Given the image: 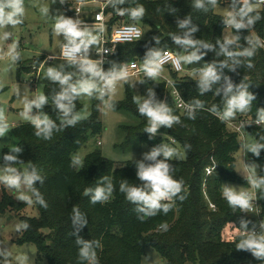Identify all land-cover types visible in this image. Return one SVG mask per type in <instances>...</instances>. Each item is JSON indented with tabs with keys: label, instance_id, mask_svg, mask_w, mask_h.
Listing matches in <instances>:
<instances>
[{
	"label": "trees",
	"instance_id": "16d2710c",
	"mask_svg": "<svg viewBox=\"0 0 264 264\" xmlns=\"http://www.w3.org/2000/svg\"><path fill=\"white\" fill-rule=\"evenodd\" d=\"M82 1V0H78ZM226 0H218L217 5L226 4ZM194 0H110L105 8L108 17V29L115 25L132 22L145 26L143 39L118 44L115 51L104 65L108 70L114 65L124 67L130 61H145L149 49L159 51L172 50L181 55L185 50L172 40V35H182L177 27L178 18L189 15L200 30L195 37L210 44H216L224 35L223 15L216 12L211 5L208 11L198 10L192 5ZM232 5V0L228 2ZM255 9L253 15L259 13L261 19L250 29H241V44L246 45L245 37L259 39L264 43V10L256 3H251ZM145 9L141 20H133L125 12L119 14L118 9H132L137 6ZM216 5V6H217ZM234 31V30H233ZM158 41V42H157ZM223 57L215 56L209 51L200 61L203 64ZM253 67H247L245 62L236 71L223 69V75L230 77L234 83L242 79L250 85V91L256 95V100L246 112V120H254L257 108L264 107V46L258 47L255 55L250 58ZM45 58H37L36 65L41 66ZM20 58L17 61V73L21 79ZM169 75L188 103L200 99L205 103V109L198 111L195 120L186 116L174 102L170 88L164 81L146 78L157 97L166 100L175 115L180 116L181 123L172 128L161 127L154 139L144 130L147 118L138 112L134 97L137 96L130 84H126V98L118 101L115 106L119 110L130 111L139 118L136 125L125 126L126 141L138 139L149 144L162 143L166 139L178 141L185 149L186 157L170 160L175 166V176L184 182L186 195L184 200L176 198L175 206L166 215L161 211L155 216L139 218L142 214L135 211L136 205L126 199L119 187L122 179L129 184L142 183L136 176V160L131 159L122 165L106 157L102 150L95 149L83 159L84 168L80 171L72 165V158L89 141L92 136H99L104 129L100 117V102L94 100L92 112L88 117L80 118L75 126L54 131L50 140L35 135L36 129L30 122H22L12 127L16 145L23 147L19 153L22 161L35 163L44 182H37L47 207L34 203L39 216L32 217L22 214L25 202L15 198L3 186L0 197V215L7 211L15 212L22 224L29 227L22 230L17 239L20 244L33 243L38 250V259L45 264H80L75 227L72 223L73 209L85 214L88 224L80 230L79 235L84 239H99L102 249H98L100 264H143L146 248L154 247L162 256L166 264H264L250 251L237 250L236 243L241 238V219L249 221L248 227L257 223V219L242 212L235 211L228 205L222 192L224 184L238 182L250 186L246 179L236 170V152L241 146L240 134L231 129L227 122L221 121L209 109L213 105L223 107L221 96H216L215 90L222 86L224 80L213 85V90L201 95L197 81L191 75L178 73L171 68ZM78 79V78H73ZM60 90V86L46 84L44 91L49 98L45 111L49 117L61 125V113L56 110L53 97ZM83 109L80 97L75 101L76 113ZM238 114V113H237ZM236 120L237 115L235 117ZM240 121V119L238 120ZM249 121L245 122L247 124ZM2 123V122H0ZM245 133H249L254 140L264 136V126L255 123L245 125ZM12 147H5L3 156ZM216 165L212 174H206V168ZM246 164L258 167V176L264 177V149L259 157L247 153ZM16 166H20L17 164ZM108 176L114 184L112 198L103 204H92L90 198L83 195L84 189L96 187L101 176ZM264 215V191L258 190ZM167 223L168 231H161L160 225Z\"/></svg>",
	"mask_w": 264,
	"mask_h": 264
},
{
	"label": "clouds",
	"instance_id": "9594fccd",
	"mask_svg": "<svg viewBox=\"0 0 264 264\" xmlns=\"http://www.w3.org/2000/svg\"><path fill=\"white\" fill-rule=\"evenodd\" d=\"M61 3L64 0H60ZM123 3V0H119ZM218 0H194L193 7L198 10L208 11V6L216 7ZM119 14L127 12L133 20H141L144 17V7L137 6L132 9H118ZM255 11L250 0H232L229 9L223 12L224 28L228 34L223 35L222 40H217L216 44H210L195 37L200 28L194 24L191 16L185 15L182 19L178 18L176 25L182 30V35L173 34L172 40L175 44L182 47L187 54L181 55L176 59V65L193 64L201 61L209 51L214 52L215 56L223 57L218 61L213 60L200 66L193 76L197 81L201 95L213 90V85L219 83L222 78L224 83L215 90L216 96H221L223 101L222 110L217 105H213L209 111L216 114L221 121L227 122L234 119L237 113L248 112L252 103L256 100V95L250 91V85L242 79L239 83H234L230 77L223 75V69L228 68L236 71L247 63V67H253L251 57H253L258 47L264 46L259 39L245 37L246 45L241 44V29H250L261 19L259 13L253 15ZM44 15L49 13L47 6L41 9ZM25 6L23 0H0V28L9 25L16 26L23 23ZM82 21L77 18L65 16L63 14L56 17L54 32L58 36H63L65 43L62 46V56L68 65L74 66L79 72V78L73 79L74 73L63 70V67H49L47 77L60 85V90L52 98L56 110L61 113V125L58 126L54 120L43 110L48 104L49 98L43 92L36 95L24 97V108L22 117L29 121L36 129L35 135L45 140H50L54 131L69 126H75L81 118L80 114L74 111L75 101L81 96L97 97L101 100L106 95L114 91L118 81L127 82L129 73L123 67L113 66L105 70L104 61L94 59L89 55L90 48L98 41V37L87 28L82 27ZM234 30V31H233ZM133 36L140 38L143 34L137 28L130 29ZM9 33H4V38H8ZM158 42V41H157ZM17 45L14 43L8 50V56L12 62L20 58L17 52ZM161 57L159 51L149 49L145 55L144 74L147 78L156 80L161 71ZM144 82V81H140ZM135 87V84L132 85ZM138 112L147 118V126L143 131L149 134V139H154L161 127L172 128L173 125L181 123V118L173 113L166 100H161L153 88L147 90L146 95L134 97ZM205 103L200 99H194L185 105L186 116L195 120L197 113L205 109ZM33 108L37 109L35 113ZM255 123L264 126V107H258L254 120L245 125ZM242 125V127H245ZM9 131L8 123H0V137H4ZM264 149V136L258 140H245L243 150L245 154L252 153L259 157L261 150ZM23 147L16 145L3 156L4 163L0 164V185L15 192V198L26 204L39 203L47 207L39 189L37 182L42 184L45 177L41 175L35 163H25L19 157L23 152ZM184 153L176 147L166 143L153 146L149 151L143 153L141 159L136 160V176L142 182L139 184H129L127 179H122L119 190L124 193L126 199L135 204V211L141 220L145 217L155 216L161 211L166 215L175 206L176 198L184 200L186 195H181L184 191V182L175 176V166L170 160L183 158ZM23 165L18 168L16 165ZM72 165L80 171L84 168L83 160L80 156L72 158ZM215 164V169H216ZM211 172V169L209 170ZM252 189L264 191V177L257 175L255 166L249 168V174L244 176ZM100 183L96 187L84 189L83 195L90 198L92 204L105 203L112 198L115 190L110 177L101 176ZM222 195L227 200L228 205L235 211L239 208L242 212H254L253 201L257 200L255 191H248L237 186L224 184ZM258 214V213H257ZM72 223L75 227L73 235L76 236L78 248V259L80 264H100L98 249H102L103 244L99 239H84L79 232L88 224L87 217L78 209H73ZM249 221L241 219L240 226L244 229L241 238L236 243L237 250L250 251L254 257L264 260V221L260 222L259 231L255 227L249 229ZM27 223L17 225V229L26 230ZM161 231H168L169 225L162 223ZM10 256V253H4ZM21 264L25 257H18Z\"/></svg>",
	"mask_w": 264,
	"mask_h": 264
},
{
	"label": "rangeland",
	"instance_id": "374dc122",
	"mask_svg": "<svg viewBox=\"0 0 264 264\" xmlns=\"http://www.w3.org/2000/svg\"><path fill=\"white\" fill-rule=\"evenodd\" d=\"M23 2L25 6L23 23L0 28V122H6L9 125V131L4 137H0V164H3L1 161L3 149L16 144L12 127L22 122H29L21 115L24 108V97L31 98L38 92L45 94L44 88L46 84L60 86L47 77V69L49 67H63L64 71L74 73L73 78H79L78 70L74 66L68 65L66 60L60 58L61 45L64 42V38L54 32L56 17L65 11V0L63 3L60 0H23ZM228 2L217 5L215 8L216 12L223 15V12L231 7V4ZM45 6L49 8L47 15L41 12V9ZM138 24L141 25V23ZM143 27L145 28V26ZM5 32L9 33L8 38H4ZM226 34H228L227 29L224 30V35ZM14 43L17 45V52L20 53L21 79H19L17 73V61L12 62L7 54L9 48ZM98 47L99 44L97 42L90 48L89 55L94 59H97L95 50ZM114 51L115 48H113ZM47 56H52V59L47 60ZM42 57L45 58L43 64L41 66L36 65V59ZM184 65L186 71L182 72V74L194 77L193 73L202 66V63L198 61L193 64ZM161 72L168 77L170 76L168 68H161ZM127 83L131 86L135 84V87H132L137 96L146 95L147 90L152 88L146 78L129 76L127 82L118 81L114 91L106 95L103 100L95 96L80 97L83 103V109L79 113L81 118L88 117L91 114L93 102L94 100H98L100 102V117L104 125L103 132L99 136H92L77 152L76 156H80L82 160L92 150L100 149L106 157L114 160L117 165H122L128 160L142 158L143 153L157 145L140 142L138 139L131 142L126 141L127 132L124 127L136 125L139 122V118L130 111L119 110L113 105L126 98ZM43 110L45 111V106ZM36 111L38 110L33 108V112L35 113ZM237 118L240 119V121H238L239 119L237 120L239 123L246 121V112L238 113ZM240 140L241 146L235 154L236 170L239 175L244 177L249 174V168L253 166L246 164L247 154L243 150V142L245 140H254V138L249 133H245L244 137H240ZM162 143L178 148L184 153L182 159L186 157L185 149L173 138L166 139ZM17 167L22 168L23 165ZM255 171L258 175V167L256 166ZM226 184L234 185L241 189L248 188V186L238 182H228ZM7 191L13 193L15 196L13 190L7 189ZM2 192L3 185H0V197ZM22 214L37 217L39 216V211L34 203L31 205L27 204ZM20 224L22 223L19 216L13 211H7L0 215V264H21L18 257L26 258L23 264H45L44 261L38 259V250L35 244H20L17 242L23 230L17 229V225ZM4 253H10L11 255L5 256L3 255ZM143 264H166V262L154 247L149 246L146 248ZM185 264L192 263L187 262Z\"/></svg>",
	"mask_w": 264,
	"mask_h": 264
},
{
	"label": "built area",
	"instance_id": "2783aa9c",
	"mask_svg": "<svg viewBox=\"0 0 264 264\" xmlns=\"http://www.w3.org/2000/svg\"><path fill=\"white\" fill-rule=\"evenodd\" d=\"M92 1L93 0L78 1L75 6V10L72 16L79 17L83 11L84 4L90 3ZM226 1H230V0H226ZM250 3H256L257 5L261 7V9L264 10V0H250ZM107 4L103 5L101 9L97 11L95 14V20L98 24L96 36L98 37L97 42L99 44V47L95 50V54H97V59H101L104 61L103 67L109 61V57L111 56L113 52V48H116L118 44L138 41V40L143 39L145 36V28L138 23H132V22H124V23L115 25L113 29L109 31L108 24H107L108 17L106 16V13H105V8ZM132 28L139 29L143 35L140 38L133 36L130 32V29ZM179 56H180L179 54L175 53L174 51L170 49L165 50L162 54H160L161 62H162L161 68H171L178 73H182L186 71V67L183 63H181L179 67H177L176 65V59ZM60 58L65 60L62 56V47H61ZM143 65L144 63L138 60H133V61L126 63L123 68L127 70V72L129 73V76L147 78L144 74ZM157 79H159L160 81H164L167 84V86L170 88L171 96L174 102L176 103L177 107L182 112H186L185 105L188 104V102L185 100L180 90L176 87L173 78L171 76L168 77L162 74V72L160 71V74L156 78V80ZM115 88H116V85H115ZM247 121H250V120H246V121H243L242 123H239L234 118V119L227 121V124L231 129L237 131L240 134V137L242 138L244 137V134H245L244 127H242V125H245V122ZM210 169H211V172L209 171ZM214 169H215V165L208 166L206 168V174L207 175L212 174ZM244 190L255 191L257 193L258 199L253 201L254 212H245V213L257 219V223L249 227V229H252L253 227H255V230L259 231L260 222L264 221V215H263V210H262V204L258 196V190L252 189L250 186H248V188H245ZM243 232H244V229L240 231L241 234Z\"/></svg>",
	"mask_w": 264,
	"mask_h": 264
},
{
	"label": "crops",
	"instance_id": "0c3cea01",
	"mask_svg": "<svg viewBox=\"0 0 264 264\" xmlns=\"http://www.w3.org/2000/svg\"><path fill=\"white\" fill-rule=\"evenodd\" d=\"M77 2H78V0H65V2H64L65 11H64L63 15L75 18V16H72V15H73V12L75 10V6H76ZM108 2L109 1H107V0H93L90 3L84 4L82 13L80 14L79 17H77L78 20L82 21L81 26L89 28L94 33V35H96L98 24L95 20V14L97 11H99L101 9V7L103 5L107 4ZM63 43H62V45H63ZM62 45H61V47H62ZM50 57H52V56H47V60H51L52 58H50ZM16 66H17V64H16Z\"/></svg>",
	"mask_w": 264,
	"mask_h": 264
},
{
	"label": "water",
	"instance_id": "95a60500",
	"mask_svg": "<svg viewBox=\"0 0 264 264\" xmlns=\"http://www.w3.org/2000/svg\"><path fill=\"white\" fill-rule=\"evenodd\" d=\"M111 104H112V102H111Z\"/></svg>",
	"mask_w": 264,
	"mask_h": 264
}]
</instances>
